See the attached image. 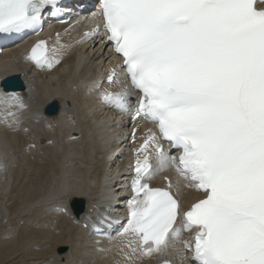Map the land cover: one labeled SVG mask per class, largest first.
I'll use <instances>...</instances> for the list:
<instances>
[{
  "label": "snow or ice",
  "instance_id": "obj_1",
  "mask_svg": "<svg viewBox=\"0 0 264 264\" xmlns=\"http://www.w3.org/2000/svg\"><path fill=\"white\" fill-rule=\"evenodd\" d=\"M58 2L0 0V33L36 31ZM256 3L99 0L102 26L84 38L102 28V43L122 58L121 71L111 69L107 80H126L99 98L129 114L135 97L133 121L156 126L135 149L127 222L118 234L131 237L132 254L163 253L174 241L191 264H264V7ZM62 48L38 40L24 58L52 68ZM13 106L25 107L18 95L0 93L5 123ZM162 141L179 154L169 155ZM169 167L202 193L183 213L170 190L147 183ZM184 231L191 239H182Z\"/></svg>",
  "mask_w": 264,
  "mask_h": 264
},
{
  "label": "bare ground",
  "instance_id": "obj_2",
  "mask_svg": "<svg viewBox=\"0 0 264 264\" xmlns=\"http://www.w3.org/2000/svg\"><path fill=\"white\" fill-rule=\"evenodd\" d=\"M78 35L77 32L72 34L66 32L57 42L58 47L63 45L59 57L67 58L61 67L55 70H47L45 76H41L42 79L30 88L26 101L31 102L33 108H41L46 101L50 99L57 100L60 104V113L57 117L49 119L48 125L53 127L65 123L69 125L67 129L70 130L69 134L72 135L82 132L84 127H79V125L74 127L69 122H82L85 123V128L90 130V134L83 132L81 138L77 141L63 142L62 137H59L60 132H57V135L47 137V139L54 138L53 144H43L45 139L42 140L40 152H35V154H23L18 144H14L18 167L12 169L14 178L10 191L3 189V192L0 193V237L9 227H12L13 233L18 232L17 234L21 237V240L23 239L21 243L27 246L37 243L32 240L33 238H39L41 235L50 233L49 228H36L40 224L38 219L26 221V217L32 213H35L36 217L39 216L40 212L37 213V209L45 200L59 198L63 203L68 204L71 199L79 197L88 204L87 213H89L90 208L93 207V200L97 196L101 201L113 200L111 196L113 188L115 189L113 195L120 194L117 181L103 175L102 171L105 161L99 152H101V147L106 144L109 137L100 139L97 129L92 128H105L108 125L107 120H104L103 117H108V109L112 106L100 100V93L106 88H111L117 92L121 91L126 85L125 79L121 77L118 84L95 85L89 82L94 75L96 66L100 65L99 70L96 69L98 72H105L104 68L107 70L112 67L106 61L105 54L98 53L100 46L90 47L88 56H81L86 60L85 67L92 65L94 69L88 76L86 74L79 75V67L74 64V58L80 55L75 48L77 41L74 40V37ZM16 52L17 49L11 51L13 60ZM103 63L106 64L103 66ZM113 64H115V61H113ZM23 69L26 70L24 66ZM62 70L65 71L62 73ZM31 73L41 72L39 69H31ZM56 76H58L57 79ZM34 98L35 100H33ZM36 118L40 121L44 119L39 113L36 114ZM13 138L19 140L20 136L16 135ZM77 145H81V147L75 148ZM102 154L104 155V153ZM126 163V159L120 161V164L124 167H126ZM65 171H70L71 174L69 176L64 175ZM166 173L170 175L171 187L173 189L179 188L178 181L181 182L183 178L175 174L174 168H166ZM153 175L154 179L160 183L163 173L154 172ZM93 181H96V186H93ZM177 192L181 194V191L178 190ZM5 195L7 201H5ZM38 198H42V200L37 201ZM181 198H184L183 195H181ZM184 204H188V201L186 200ZM107 206L108 209L112 208L110 204ZM115 209L118 216L114 214L110 216L117 221V224L112 227H104L101 240L110 241L117 238L128 246L129 239L127 237H118L122 230L119 221H122L121 216L125 212V205L122 204L119 207L116 205ZM5 210L9 211L7 215L9 221L2 223V216L6 215ZM60 218L65 221L64 231L66 234L56 236L53 239L51 250L45 249L44 252H41L31 248V251H28L27 254L17 255L15 251L11 252L7 248L0 249V264H59L62 262L70 264L76 255H86V257L79 259L81 264H106V260L101 256L102 251L92 255L83 254L91 250L85 246L86 244L89 245L90 240H82L78 229L72 225L70 220L64 216H60ZM21 220H23L22 224H20ZM18 225L21 226V230ZM16 227L18 230H15ZM24 231L27 232L23 234ZM31 234L33 237H31ZM191 235L192 232L186 231L182 233V238L189 240ZM22 236L26 237L23 238ZM12 244L13 242H11ZM0 245L5 246L6 244L0 243ZM60 245L65 246V249L59 251L58 248L56 250V247ZM173 246L179 253L175 255L176 259L181 258L186 263L190 254H186L187 251L182 249L179 242H174ZM187 264L189 263L187 262Z\"/></svg>",
  "mask_w": 264,
  "mask_h": 264
},
{
  "label": "rangeland",
  "instance_id": "obj_3",
  "mask_svg": "<svg viewBox=\"0 0 264 264\" xmlns=\"http://www.w3.org/2000/svg\"><path fill=\"white\" fill-rule=\"evenodd\" d=\"M152 178L154 179V175L152 174ZM93 183V186H96V181H93L92 182ZM15 219H16V217H15ZM66 225H64L63 227H62V231H64V227H65ZM18 227H20V230H21V226L20 225H18ZM17 229V227L15 228V230ZM50 229V228H49ZM18 230V229H17ZM20 232V231H19ZM27 231H24L23 232V234H25ZM65 232V231H64ZM13 228L12 227H9L7 230H6V232H4L3 234H2V236L0 237V243H5L6 245L5 246H1L0 245V249L1 250H3V249H5V248H7L8 250H10L11 252L12 251H15V253L17 254V255H22V254H27V252L28 251H31V248H32V246L34 245V244H32V245H25V244H23V243H21L22 242V240H21V237L17 234L18 232H14L13 234ZM15 234V235H14ZM65 234H66V232H65ZM9 235H10V237H9ZM12 235V236H11ZM39 235H40V233H39ZM8 237V238H7ZM23 238L24 237H26V236H22ZM31 237H33V235L31 234ZM10 238V239H9ZM29 238V237H28ZM40 238V237H39ZM39 238H33L32 240L33 241H35V242H38L39 241ZM13 239H14V241H13ZM183 239V238H182ZM185 240V239H184ZM6 241H7V243H6ZM19 241V243H17ZM11 242H13V244L11 245ZM15 242V243H14ZM52 243H53V241H52ZM9 244V245H8ZM36 244V243H35ZM19 245V246H18ZM27 246V247H26ZM46 246L47 247H49V245L48 244H46ZM60 246H63V245H60ZM60 246H58V247H56V250H58V248L60 247ZM12 248H14L13 250H11ZM24 248V249H23ZM47 250H51L52 249V246L51 247H49V248H46ZM32 250H34L33 248H32ZM20 252V253H19ZM14 253V254H15Z\"/></svg>",
  "mask_w": 264,
  "mask_h": 264
},
{
  "label": "water",
  "instance_id": "obj_4",
  "mask_svg": "<svg viewBox=\"0 0 264 264\" xmlns=\"http://www.w3.org/2000/svg\"><path fill=\"white\" fill-rule=\"evenodd\" d=\"M12 79H17V76H14L12 78H8L7 82H9ZM58 111V105L56 101L51 102L50 104L48 103L45 108H44V112L47 114H55ZM84 204V201L82 199H77V201H73L72 205L74 207H77L79 209V211L82 210V205Z\"/></svg>",
  "mask_w": 264,
  "mask_h": 264
}]
</instances>
